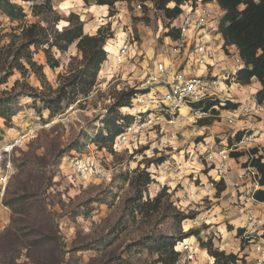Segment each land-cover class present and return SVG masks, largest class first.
I'll list each match as a JSON object with an SVG mask.
<instances>
[{"label": "rangeland", "instance_id": "rangeland-1", "mask_svg": "<svg viewBox=\"0 0 264 264\" xmlns=\"http://www.w3.org/2000/svg\"><path fill=\"white\" fill-rule=\"evenodd\" d=\"M12 2L27 16L16 21L0 10V57H7L8 45L25 24L54 21L56 14L69 18L75 13L84 22L85 33L91 24L93 35L103 29L108 58L91 94L80 96L60 114L51 115L39 99L30 97L45 90L29 67L26 74L14 70L0 85L2 93L11 92L19 83L15 93L22 92L11 121L0 118V149L16 145L12 171L6 184L0 185V264H161L158 254L136 244L146 236H170L178 230L184 235L190 230L200 235L177 244L180 256L176 264H218L201 242L226 256L238 259L244 252L247 255L239 232L241 209L245 197L255 189L257 171L247 169L246 154L264 148V133L250 139V131L241 145L234 141L233 134L242 132L244 123L229 125L228 116L236 108L225 109V105L231 102L237 109L247 106L240 90L235 87L228 95L221 93L208 101L217 105L203 109L206 115L201 119H194V114L184 109L172 123V116L157 110L160 91L153 85L144 86L147 71L158 58L167 60L171 50L170 20L152 0L121 2L113 10L97 6L93 0H52L53 11L39 16H34L33 6L43 1ZM67 25L61 22L56 27ZM126 41L129 50L124 52ZM53 52L59 68L48 66L42 49L35 52L34 61L44 66L55 91L72 59L81 56L76 45L64 53ZM10 61L0 60V78L9 72ZM128 89L147 93H139L130 109L120 110L119 116L128 118L121 121L126 139L117 137L110 147L95 137L105 129L102 122L114 105V97ZM251 91L245 89L246 93ZM260 114L257 120L264 123ZM150 118L154 122L143 126ZM224 150L244 155L229 161L227 181L223 179L225 190L218 193L216 185L221 181L215 183L214 169ZM85 161L94 162L98 173L77 175L75 166ZM144 170L153 181L144 190L143 202L161 195L162 206L158 211L131 216L128 200L135 193L130 182ZM176 216L195 218L184 220L178 228ZM241 264H246L245 259Z\"/></svg>", "mask_w": 264, "mask_h": 264}, {"label": "trees", "instance_id": "trees-1", "mask_svg": "<svg viewBox=\"0 0 264 264\" xmlns=\"http://www.w3.org/2000/svg\"><path fill=\"white\" fill-rule=\"evenodd\" d=\"M25 2L35 3L37 0H23ZM43 3H37L33 6L34 16L47 14L53 11L52 0H41ZM85 3L88 0H83ZM94 4L101 7H108L110 10L116 8V5L129 0H93ZM157 9L163 11L165 16L171 21L176 19L181 14L180 6L185 2L193 0H152ZM217 2L224 10V16L220 24V31L227 46H235L245 63V69L238 76V82L241 85H250L253 79H257L262 88L257 93V100L260 104L264 101V0H203V2ZM169 5H173L172 8ZM0 10L10 17L12 20H21L27 15L23 8L12 0H0ZM42 22H46L44 26ZM40 23L25 24L21 28L19 34L14 36L11 44L6 49V56H1L8 62V73L0 78V85L6 83L7 79L13 74L14 70L21 74L28 72V67L34 74L37 75L42 83L45 92L35 93L31 98L39 99L44 104V109L49 111L51 115L60 114L65 109L74 103L80 96L88 97L96 86L99 73L102 65L107 61L108 53L105 49L108 38L103 33V29L99 28L96 35H89L84 32V22L80 20L79 15L70 13L69 18L61 17L56 14L54 21L45 20ZM65 22L68 25L62 29L56 26ZM52 25V26H51ZM54 25V26H53ZM172 40L178 39V32L172 31L168 34ZM76 45L77 52L81 59L74 57L68 71L61 76V81L58 88L53 91L49 81L44 73V66L34 61V54L37 50L42 49L45 53L47 64L51 69L60 67V62L54 56V50L59 52H67L69 48ZM35 49L34 51L32 49ZM16 83L11 92L0 93V118L9 123L12 117L16 114L18 107L17 100L22 96V92L15 93ZM23 85V84H22ZM26 87V86H25ZM7 93V95L5 94ZM146 94L147 92H139L135 89L122 90L114 97V105L103 120L104 130L97 134L96 140L102 141L110 147L115 139L124 132L122 119L119 114L121 109L129 108L132 101L138 94ZM217 102H208L205 106L198 104L196 108L209 110ZM237 108V104L227 102L225 109ZM130 109V108H129ZM205 123V122H202ZM205 126V124H202ZM0 128V133H1ZM244 133L239 132L234 141L240 142ZM232 140L229 141L232 144ZM256 150H252L255 153ZM244 154L239 152L231 153V157L240 158ZM151 162L150 164H153ZM254 168L257 169L260 175V183L264 185V164L259 160L252 162ZM137 173V172H136ZM137 177L130 182L134 196L128 200L129 214L134 216L135 213L144 214L149 210L158 211L162 206L161 195L153 201L143 202V194L145 188L153 181L151 174L144 171H139ZM222 185V186H220ZM217 191L225 190V183L221 181L217 184ZM256 199L264 202V190H259ZM194 216L177 217L175 224L180 227L181 223L186 219H194ZM242 233V230H239ZM200 232L190 230L187 235L178 230V234L174 235H151L146 236L139 242L137 246L142 249H147L152 254H158V263L161 264H176L179 252L175 247L179 242H182L190 236L199 237ZM201 241V240H200ZM203 248L209 251V254L215 258L219 264L221 260H225V264H236L238 259L235 255L226 256L223 252L213 250L212 246L201 242Z\"/></svg>", "mask_w": 264, "mask_h": 264}, {"label": "built area", "instance_id": "built-area-1", "mask_svg": "<svg viewBox=\"0 0 264 264\" xmlns=\"http://www.w3.org/2000/svg\"><path fill=\"white\" fill-rule=\"evenodd\" d=\"M138 8L141 9V6ZM180 9L181 14L171 20L170 27L167 28V31L178 32L179 36L176 40L168 37L171 46L168 59L158 58L154 68L149 69L146 74L147 80L144 86L153 85L161 94L157 101V110L165 112L173 118L174 116L178 118L182 108L187 107L190 113L194 114V119H201L206 115V112L203 111V108H196V105H204L208 101L219 98L221 93L228 95L236 87L246 97L248 103L247 106L234 109L228 116L229 125L244 123L242 129L244 136L240 142H237L238 145L245 142L246 135L250 131L253 132L249 135L250 139L258 134L261 136V132L264 133V123L258 122L257 109L263 105L258 102L257 96L253 92L246 93L247 87L241 85L237 80L246 66L237 48L227 46L221 34L220 24L225 13L224 10L215 1L205 3L203 0L185 2L180 6ZM122 50L124 52L129 50L128 41L123 44ZM176 117L171 121L172 123L175 122ZM153 122L154 120L150 118L143 126ZM138 123V128H141L142 122ZM233 135L235 137V134ZM118 138L124 140L126 135L123 133ZM15 147V144H10L0 149V170H3L0 174V185L2 186L6 184L12 171V155ZM253 150L256 152L252 153L251 150L247 154L245 153L249 157L246 167L257 171L252 162L259 160L264 164V148L257 147ZM230 155L226 150L220 152V160L215 164L214 169L217 174V179L213 178L215 183L223 181V179L227 181L229 161L236 159ZM97 167L94 162L85 161L77 163L75 170L77 175L84 177L92 173L97 174ZM241 175H239V179H241ZM254 175L253 186L255 189L250 197H245L246 202H242L241 209L243 213V222L240 226L241 238L247 245L248 254L245 255L246 252H244L238 257L240 260L237 261L238 264H241V260L244 259L246 264H264V202L255 197L259 190H264V185L260 183L258 171L254 172ZM242 189L244 188L241 187L240 190Z\"/></svg>", "mask_w": 264, "mask_h": 264}, {"label": "crops", "instance_id": "crops-1", "mask_svg": "<svg viewBox=\"0 0 264 264\" xmlns=\"http://www.w3.org/2000/svg\"><path fill=\"white\" fill-rule=\"evenodd\" d=\"M104 8H106L107 9V7H104ZM103 8V9H104ZM88 25V24H87ZM92 30H93V24H91V25H88L87 26V34L89 33L90 35H93V32H92ZM245 87H247V89L248 88H250L251 90H253V91H251V92H253L256 96H257V93L261 90V88H262V86H261V84H260V82L257 80V79H253L252 80V83H251V85H244ZM244 101V100H243ZM241 102V101H240ZM129 109V108H128ZM257 113L258 114H260L261 116L260 117H264V106H260L258 109H257Z\"/></svg>", "mask_w": 264, "mask_h": 264}, {"label": "bare ground", "instance_id": "bare-ground-1", "mask_svg": "<svg viewBox=\"0 0 264 264\" xmlns=\"http://www.w3.org/2000/svg\"><path fill=\"white\" fill-rule=\"evenodd\" d=\"M139 101H140V100H138L137 102H139ZM125 109H127V108H125ZM184 109H187V110H188L187 107H183L182 110H181V112H183ZM133 110H134V109H131L130 111H133ZM185 113H186V112H185ZM182 115H183V114H182ZM184 115H185V114H184ZM181 244H182V243H181Z\"/></svg>", "mask_w": 264, "mask_h": 264}]
</instances>
